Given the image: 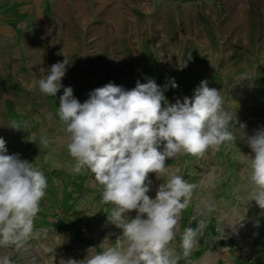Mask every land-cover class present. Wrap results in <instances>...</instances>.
<instances>
[{
  "label": "rangeland",
  "instance_id": "374dc122",
  "mask_svg": "<svg viewBox=\"0 0 264 264\" xmlns=\"http://www.w3.org/2000/svg\"><path fill=\"white\" fill-rule=\"evenodd\" d=\"M64 60L62 84L81 103L109 82L131 90L147 78L161 86L174 78L178 87L164 92L170 103L191 97L202 80L220 90L224 109L238 121L234 143L166 160L161 179L149 173L147 195L155 198L171 174L196 176L191 227H203L191 251L219 249L225 258L219 264H264V209L249 201L245 155L252 153L244 139L264 128V0H0V79L10 75L18 88L0 96V137L7 154L33 163L48 181L32 232L20 246H0V258L12 264L72 259L73 239L63 228L68 221L97 245L122 235L109 221L112 205L101 203L93 174L73 171L70 134L57 115L63 89L52 97L39 88L51 65ZM13 120L20 130L8 127ZM64 198L68 213L59 208ZM175 238L174 255L181 246Z\"/></svg>",
  "mask_w": 264,
  "mask_h": 264
},
{
  "label": "clouds",
  "instance_id": "9594fccd",
  "mask_svg": "<svg viewBox=\"0 0 264 264\" xmlns=\"http://www.w3.org/2000/svg\"><path fill=\"white\" fill-rule=\"evenodd\" d=\"M67 64L66 60L52 64L39 80V88L52 97L63 89L57 115L70 134L67 149L75 161L73 171L93 174L102 188L101 203L112 205L109 221L122 235L115 246L99 252L89 248L85 259H69L65 264H177L169 244L196 185L174 173L158 186L155 198H150L149 173L161 179L168 171L166 160L178 154L200 157L210 148L219 150L225 142L234 143L235 114L224 109L220 90L210 88L207 80L200 81L191 97L175 103L164 95L169 87H178L174 78L163 86L147 78L146 83L137 81L131 90L109 82L92 90L81 103L73 88L62 84ZM8 127L20 130L15 120ZM245 128L241 123L240 129ZM244 139L252 153L245 155L249 201L264 209V128L245 134ZM7 152L6 141L0 137V246L5 247L20 246L32 232L48 187L42 170L19 154ZM205 207L212 211L214 206ZM133 210L137 215L129 218L127 214ZM202 227L184 230V256L197 243ZM0 264L12 262L5 256Z\"/></svg>",
  "mask_w": 264,
  "mask_h": 264
},
{
  "label": "crops",
  "instance_id": "0c3cea01",
  "mask_svg": "<svg viewBox=\"0 0 264 264\" xmlns=\"http://www.w3.org/2000/svg\"><path fill=\"white\" fill-rule=\"evenodd\" d=\"M192 217H193V208H192V214L188 220V223L185 227L186 228H193V226L191 227V221H192ZM179 225H180V221L178 223V230L176 232V241L178 243H181L182 239L179 237V235H181L184 230H180L179 229ZM67 227V228H66ZM63 228L66 230V234L69 236V239L72 240V244L69 246L70 247V252L72 254V259L73 260H83L85 259V257L88 255L87 250L89 248H96L95 251L99 252L102 249H106L108 247H113L115 246V241L117 238H101L100 242H102L101 244H96V237L95 238H88L89 236L84 233L83 228L80 226L79 230H77V228H73L72 230V226H70L69 224L66 226H63ZM101 230H105L106 227L101 225L100 226ZM215 242V239L213 240ZM104 243V244H103ZM83 244V245H82ZM200 250L201 253L200 255L195 258V259H182L180 264H219L220 262H222L223 260H225V258L221 257L220 255V250H214L212 249L207 250L206 252L201 250V248H197L196 250L193 251H198ZM191 251V252H193ZM180 255L183 257L184 254L181 251V246H177L176 252H175V257H177L179 259ZM178 261V260H177ZM81 264H84V262H81Z\"/></svg>",
  "mask_w": 264,
  "mask_h": 264
},
{
  "label": "trees",
  "instance_id": "16d2710c",
  "mask_svg": "<svg viewBox=\"0 0 264 264\" xmlns=\"http://www.w3.org/2000/svg\"><path fill=\"white\" fill-rule=\"evenodd\" d=\"M251 18H253V14L251 15ZM251 24H253V23L251 22ZM11 79L12 78H11L10 75H6L5 78L0 79V96L5 91H11V92L17 91L18 88H17L16 84H14V83H12V81H10ZM182 176L184 177V179L188 183L196 185V182H197L196 181V176H187L185 174V171L183 172ZM59 208L61 209L62 212L68 213L69 210H71L72 206L69 204V201L66 198H64V202L62 201V203H60ZM191 214H192V206H191V204L189 202L188 207L186 209H184L182 211V213H181L182 218L180 220V225H179V229L180 230H184L185 229ZM68 224L70 225L69 221H68ZM71 225H73V224L71 223ZM200 253H201V251L198 250V251L190 252L188 256H183L182 257L180 255V257H179V259L177 261V264H180L182 259H195V258H197L200 255Z\"/></svg>",
  "mask_w": 264,
  "mask_h": 264
}]
</instances>
